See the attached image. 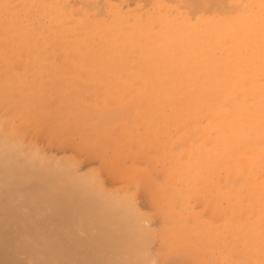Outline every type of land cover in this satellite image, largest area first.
<instances>
[{"label": "bare ground", "instance_id": "6f19581e", "mask_svg": "<svg viewBox=\"0 0 264 264\" xmlns=\"http://www.w3.org/2000/svg\"><path fill=\"white\" fill-rule=\"evenodd\" d=\"M115 1L0 0V264H264V0Z\"/></svg>", "mask_w": 264, "mask_h": 264}, {"label": "rangeland", "instance_id": "374dc122", "mask_svg": "<svg viewBox=\"0 0 264 264\" xmlns=\"http://www.w3.org/2000/svg\"><path fill=\"white\" fill-rule=\"evenodd\" d=\"M113 1H115V0H113ZM117 1H118V2H117ZM117 1H115V2L119 5L120 0H117ZM121 1L123 2V3L121 2V5H122V4H123V5H122V7L119 5V6L121 7L120 10H121L122 8H125V9H126V8H127L126 6H128L129 9H130L129 4H131L132 7H133V6H136V5L139 6L140 3H141V4L143 3V2H140V3H139L137 0H135V1H134V0H124V1L121 0ZM247 1H248V0H247ZM247 1H246V0H243V2H245V3H243V4L247 5L246 3H249V2H247ZM249 1H251V0H249ZM252 1H253V0H252ZM256 1H258V0H255V3L253 2V4H252V5H254L255 7L257 6ZM135 2H136V4H135ZM165 2H169V1L166 0ZM165 2H164V3H165ZM170 2H171V1H170ZM170 2H169L168 4H170ZM137 3H138V4H137ZM151 3H152V2L148 1V4H149V5H148V6H149L148 10L150 9V11L152 10V4H153V3H152V4H151ZM251 3H252V2H251ZM257 3H258V2H257ZM249 4H250V3H249ZM118 5H117V6H118ZM125 5H126V6H125ZM123 6H124V7H123ZM243 6H244V5H243ZM132 7H131V9H132ZM238 7H240V6H238ZM238 7H237V12H239L240 10L243 11L242 8H238ZM241 7H242V6H241ZM134 8H135V7H134ZM153 8H154V7H153ZM243 8H244V7H243ZM129 9H127V10H129ZM256 9H257V7H256ZM122 10L125 11L124 9H122ZM122 10H121V11H122ZM127 10H126V11H127ZM241 11H240V12H241ZM153 12H154V9H153ZM227 22H228V21H227ZM227 22H226V24H227ZM229 22H230V21H229ZM226 24H225V25H226ZM227 25H228V24H227ZM227 25H226V26H227ZM207 200H209V198L206 199V201H207ZM211 201H212V198H211ZM224 204H225V203L223 202V205H224ZM207 208H208V207H207ZM203 211H204V212H203ZM203 211H201V213L203 212L202 214L205 213V216H206V214H207V216H206V219H205L204 217H203L202 219H203V221H204V220H207V222H208V219H209V217L211 216V214H210L211 212L208 211V210L206 211V209L203 210ZM148 212H152V211H151V207H150L149 205H148ZM209 212H210V213H209ZM208 213L210 214L209 217H208V215H209ZM202 216H203V215H202ZM212 217H213V216H212ZM212 217H211V219H209V220H210V221H213L212 225L215 227V226H216V225H214V224H216L215 221L218 220V219L215 218L216 220H214V219H213L214 217H213V218H212ZM219 221H220V219H219L218 221H216V222H217V225H218V223L221 224ZM205 223H206V222H205ZM157 228H160V227H157ZM225 235H226V234H224V236H225ZM224 236H223V238H224ZM223 238H222V239H223ZM225 238H226V237H225ZM225 238H224V239H225Z\"/></svg>", "mask_w": 264, "mask_h": 264}]
</instances>
